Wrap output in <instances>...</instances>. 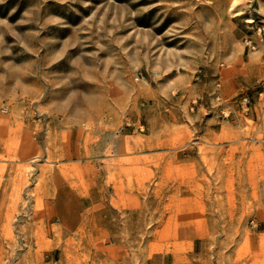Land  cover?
Returning a JSON list of instances; mask_svg holds the SVG:
<instances>
[{"label": "rangeland", "instance_id": "1", "mask_svg": "<svg viewBox=\"0 0 264 264\" xmlns=\"http://www.w3.org/2000/svg\"><path fill=\"white\" fill-rule=\"evenodd\" d=\"M0 264H264V0H0Z\"/></svg>", "mask_w": 264, "mask_h": 264}, {"label": "bare ground", "instance_id": "2", "mask_svg": "<svg viewBox=\"0 0 264 264\" xmlns=\"http://www.w3.org/2000/svg\"><path fill=\"white\" fill-rule=\"evenodd\" d=\"M234 6H235V4L232 5V7H234Z\"/></svg>", "mask_w": 264, "mask_h": 264}]
</instances>
